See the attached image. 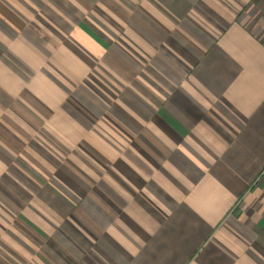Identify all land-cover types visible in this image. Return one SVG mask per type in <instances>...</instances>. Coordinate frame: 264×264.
<instances>
[{
	"label": "crops",
	"instance_id": "crops-1",
	"mask_svg": "<svg viewBox=\"0 0 264 264\" xmlns=\"http://www.w3.org/2000/svg\"><path fill=\"white\" fill-rule=\"evenodd\" d=\"M0 264H264V0H0Z\"/></svg>",
	"mask_w": 264,
	"mask_h": 264
}]
</instances>
